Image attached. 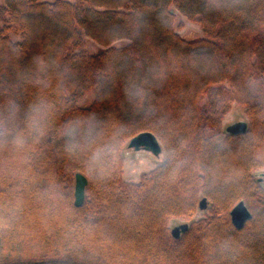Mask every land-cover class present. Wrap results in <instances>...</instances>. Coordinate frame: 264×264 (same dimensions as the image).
Segmentation results:
<instances>
[{
  "label": "trees",
  "instance_id": "1",
  "mask_svg": "<svg viewBox=\"0 0 264 264\" xmlns=\"http://www.w3.org/2000/svg\"><path fill=\"white\" fill-rule=\"evenodd\" d=\"M175 11L205 37H181ZM0 21V264H264V0H4ZM143 132L166 160L126 182L122 148ZM202 197L211 214L173 238Z\"/></svg>",
  "mask_w": 264,
  "mask_h": 264
},
{
  "label": "rangeland",
  "instance_id": "2",
  "mask_svg": "<svg viewBox=\"0 0 264 264\" xmlns=\"http://www.w3.org/2000/svg\"><path fill=\"white\" fill-rule=\"evenodd\" d=\"M54 1V0H48ZM4 5V0H0V8ZM176 19H175V29L180 34L181 37L189 40L200 39L205 37V34L202 30L200 24L188 20L183 14L179 11H175ZM4 23L0 21V25ZM11 39L14 42L21 41V35L17 31L11 29L9 32ZM127 44V41H121L114 44L117 47H122ZM83 50L95 54L104 49L105 46H102L89 38L84 39ZM95 100V93L93 91H89L82 100L78 103L80 107L90 106ZM245 121L249 126V118L247 116V108L242 105L235 103L231 106L229 112L224 116L222 120V127L225 131L226 128L234 123ZM130 141H128L122 148V157H123V180L126 182H138L142 175L145 173H149L152 170L156 169L158 166L163 164L166 160V151L163 147V144L160 142L162 146V153L159 156H154L152 153L147 152L145 150L135 151L128 147ZM251 175L254 179L264 187V168L256 169L251 172ZM260 179H263L261 181ZM262 182V183H260ZM204 197H202L199 201L198 208L195 214L189 218L183 217H175L172 218L169 222V227L171 230L181 224H191L192 222L198 221L202 218H206L211 214V202L207 199V208L200 209V202ZM246 204V203H245ZM246 206H248L246 204ZM235 207V206H234ZM233 207V208H234ZM232 208V210H233ZM249 208V207H248ZM231 210V211H232ZM250 210V209H249ZM252 214V213H251Z\"/></svg>",
  "mask_w": 264,
  "mask_h": 264
},
{
  "label": "water",
  "instance_id": "3",
  "mask_svg": "<svg viewBox=\"0 0 264 264\" xmlns=\"http://www.w3.org/2000/svg\"><path fill=\"white\" fill-rule=\"evenodd\" d=\"M248 130V123L240 121L229 125L225 132L229 135L245 134ZM128 147L135 151L145 150L152 153L154 156H159L162 153V146L158 138L151 132H143L133 137ZM75 206L80 208L83 206L86 199V188L88 186V179L81 173L76 174L75 178ZM263 181V179H260ZM207 208V198H203L200 202V209ZM232 223L238 228H243L248 220L251 219L252 214L248 206L244 202L237 204L230 213ZM189 224H181L171 230L173 238L179 239L180 236L189 230Z\"/></svg>",
  "mask_w": 264,
  "mask_h": 264
},
{
  "label": "flooded vegetation",
  "instance_id": "4",
  "mask_svg": "<svg viewBox=\"0 0 264 264\" xmlns=\"http://www.w3.org/2000/svg\"><path fill=\"white\" fill-rule=\"evenodd\" d=\"M260 183H262V182H260Z\"/></svg>",
  "mask_w": 264,
  "mask_h": 264
}]
</instances>
